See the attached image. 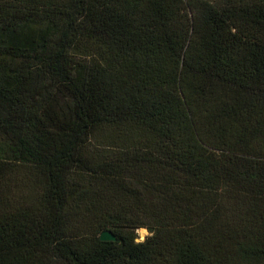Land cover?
Wrapping results in <instances>:
<instances>
[{
    "label": "trees",
    "instance_id": "1",
    "mask_svg": "<svg viewBox=\"0 0 264 264\" xmlns=\"http://www.w3.org/2000/svg\"><path fill=\"white\" fill-rule=\"evenodd\" d=\"M0 264H264V0H0Z\"/></svg>",
    "mask_w": 264,
    "mask_h": 264
},
{
    "label": "water",
    "instance_id": "2",
    "mask_svg": "<svg viewBox=\"0 0 264 264\" xmlns=\"http://www.w3.org/2000/svg\"><path fill=\"white\" fill-rule=\"evenodd\" d=\"M100 239L102 241H115L116 238L113 236V234L111 232L105 231L102 232L100 235Z\"/></svg>",
    "mask_w": 264,
    "mask_h": 264
},
{
    "label": "clouds",
    "instance_id": "3",
    "mask_svg": "<svg viewBox=\"0 0 264 264\" xmlns=\"http://www.w3.org/2000/svg\"><path fill=\"white\" fill-rule=\"evenodd\" d=\"M137 232L143 234L140 236V239L138 241H136L138 243L143 242L145 236L150 235V233H148V230L146 228L137 229Z\"/></svg>",
    "mask_w": 264,
    "mask_h": 264
},
{
    "label": "rangeland",
    "instance_id": "4",
    "mask_svg": "<svg viewBox=\"0 0 264 264\" xmlns=\"http://www.w3.org/2000/svg\"><path fill=\"white\" fill-rule=\"evenodd\" d=\"M137 234H138V240H139L140 239V236L143 235V234L142 233H138V232H137Z\"/></svg>",
    "mask_w": 264,
    "mask_h": 264
}]
</instances>
